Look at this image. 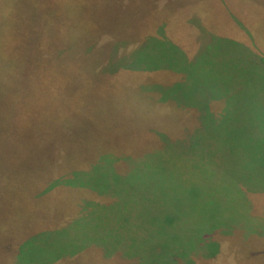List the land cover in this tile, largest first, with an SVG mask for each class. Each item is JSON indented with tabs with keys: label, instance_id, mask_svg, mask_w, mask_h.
Wrapping results in <instances>:
<instances>
[{
	"label": "rangeland",
	"instance_id": "obj_1",
	"mask_svg": "<svg viewBox=\"0 0 264 264\" xmlns=\"http://www.w3.org/2000/svg\"><path fill=\"white\" fill-rule=\"evenodd\" d=\"M0 107V264H264V0H0Z\"/></svg>",
	"mask_w": 264,
	"mask_h": 264
},
{
	"label": "trees",
	"instance_id": "obj_2",
	"mask_svg": "<svg viewBox=\"0 0 264 264\" xmlns=\"http://www.w3.org/2000/svg\"><path fill=\"white\" fill-rule=\"evenodd\" d=\"M11 50H14L15 51V49L14 48H12ZM12 59V58H11ZM8 60V59H7ZM9 69V71L11 72L10 74L12 75L13 73H15V74H17V76H19V75H24V76H27V74L25 73V72H23V71H19V70H17V67H16V65L14 64V66L11 64V63H6V65H4V69ZM9 74V75H10ZM14 77H16L15 75H13ZM5 78H6V75H5ZM7 79V78H6ZM2 84H4V83H2ZM9 86V83H7V85L5 84L4 85V91L6 92L7 90H8V87ZM8 93V92H7ZM1 107H0V125L1 124H4V121L1 119V116H2V114H1ZM6 112H7V110H5ZM211 112H212V110L210 111V110H205V111H203V116H210V114H211ZM7 113H9V112H7ZM201 119H202V117H201ZM207 119V118H206ZM10 121L11 120H9L8 122H5V123H10ZM205 126V123L203 122V127ZM202 129V128H201ZM182 142H184V141H182ZM174 145H176V143H173V144H171V145H169V146H167L165 149H164V151H158L156 154L155 153H150L149 155L147 154L146 156H147V158L146 159H144L142 162H141V165H142V163L144 162V161H146L145 163H148L151 159H155V158H153L152 156H154V157H156V158H159L160 157V155H162V154H164L165 153V151L168 149V148H170L171 146H174ZM165 147V146H164ZM140 165V166H141ZM140 166H139V168H140Z\"/></svg>",
	"mask_w": 264,
	"mask_h": 264
},
{
	"label": "crops",
	"instance_id": "obj_3",
	"mask_svg": "<svg viewBox=\"0 0 264 264\" xmlns=\"http://www.w3.org/2000/svg\"><path fill=\"white\" fill-rule=\"evenodd\" d=\"M243 18V17H242ZM244 19V18H243ZM236 26H239V24L238 23H241L240 21H234L233 22ZM239 44H241V45H243V46H245V47H247V48H250L252 45L250 44V43H241V42H238ZM261 48V47H260ZM261 50H263L262 48H261ZM92 203H94V201H92ZM88 209L91 211V213H93L94 211L92 210V209H90L89 207H88Z\"/></svg>",
	"mask_w": 264,
	"mask_h": 264
}]
</instances>
